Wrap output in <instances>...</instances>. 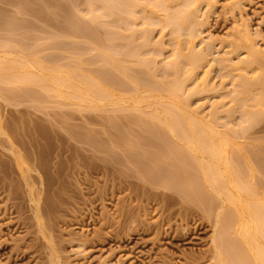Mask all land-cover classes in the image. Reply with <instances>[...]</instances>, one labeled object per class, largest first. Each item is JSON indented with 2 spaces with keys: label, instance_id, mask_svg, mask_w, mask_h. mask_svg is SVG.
<instances>
[{
  "label": "bare ground",
  "instance_id": "6f19581e",
  "mask_svg": "<svg viewBox=\"0 0 264 264\" xmlns=\"http://www.w3.org/2000/svg\"><path fill=\"white\" fill-rule=\"evenodd\" d=\"M216 1L68 0L61 7L63 14L56 12L57 19H52L60 29L52 33L53 42L48 46L51 52L45 54L37 46L41 39L28 43L33 36L31 33L28 36V28L26 35L19 32L20 40L15 39L12 28L30 24L20 23L22 19L17 20L11 14L7 17L9 14L3 12L5 17L0 9V28L5 27L12 34L7 41L0 42V53L6 54L0 56V97L7 92L8 100L23 96L30 100L32 97L35 102L44 93L63 99L62 102L74 100L73 105L82 109L115 112L103 117V127L115 128L107 139L110 143L118 140L114 146L121 149L119 154L113 151L112 161L122 166L135 164L136 172L140 173L137 175L146 180L151 177L148 179L151 183L169 186L182 200H190L206 219L215 217L211 221V247L207 251L213 264H264V148L261 151L254 148L246 136L264 118V48H259L255 35L243 23L235 27L230 43L233 50L245 48L243 56L235 60L228 56L233 52L230 50L222 56L210 57L213 47L211 40L203 36V28ZM240 1L231 2L229 7H239ZM10 2L14 4L13 0ZM51 2L22 0V5L25 4L22 10L25 8L23 11L47 23L53 18L50 10H60L63 4L57 3L59 7L52 8ZM52 20L46 25L53 24ZM39 30L35 29L34 34ZM167 33L174 46L170 51L163 41ZM63 36L64 40L59 41ZM65 38H71L70 42L66 43ZM82 42L87 47L80 46ZM214 62L221 70L229 68L232 87L212 101L208 112L200 110L205 105L202 102L191 108L193 95L227 87L224 81L219 86L213 83ZM6 85L12 87L5 88ZM156 97L159 101H154V105H163V109L155 106V110H147L153 105L151 99ZM145 101L149 104L141 105ZM126 110L132 112L122 115ZM133 110L139 113L133 115ZM238 110L236 120L233 116ZM124 118L128 120L125 122ZM0 133H3L1 121ZM94 134L84 135L93 145L103 147ZM128 140H133V145L122 148L121 142ZM104 143L109 147L107 140ZM143 155L147 157L145 161L139 159ZM0 170L3 171L1 166ZM24 176L25 180L32 179L30 173ZM162 196L164 203L174 201V194ZM40 206L36 207L38 219L43 215ZM167 210L170 218L173 211L170 207ZM132 217L130 223L138 224L140 219ZM44 224L40 222V229L46 232L49 228ZM128 230L131 232V227Z\"/></svg>",
  "mask_w": 264,
  "mask_h": 264
},
{
  "label": "rangeland",
  "instance_id": "374dc122",
  "mask_svg": "<svg viewBox=\"0 0 264 264\" xmlns=\"http://www.w3.org/2000/svg\"><path fill=\"white\" fill-rule=\"evenodd\" d=\"M9 1L0 0L2 13L9 14L7 17L11 14L17 20L22 19L20 23L30 24L23 27L24 29L19 26L23 23L14 26L13 37L19 39L22 32L26 35L25 28H28V36L30 33L33 35L28 38V43H34V40L38 43L37 39H41L40 45L38 43L37 46L45 50L38 49L44 54L51 52L48 46L53 42L52 33L55 34L60 29L54 21L57 14H63L61 7L68 0H50L54 2V4L51 2V7L63 3L60 10L56 8L49 12L50 14L52 12L53 17L49 16V19L55 18L52 20L55 26L52 23L47 26L50 20L46 23L44 20L41 21L40 17L23 11L25 8L23 10L22 8L27 1H23L24 6L22 0H16V3L13 0L15 5ZM233 1L235 0H217L216 6L208 15L203 36L207 41L211 40L213 49L210 57L213 54L222 56L226 51L233 50L230 43L234 39L235 27L243 23H246L255 35L259 48H264V0H241L239 7L231 9L229 6ZM5 14L3 13L4 16ZM32 27L34 30L40 29L41 32L39 30L36 32L38 34H34ZM4 28H0V42L7 41L12 35ZM58 37H54V40ZM60 39L64 40V36L58 40ZM69 40L71 38L66 39V43H69ZM163 41L167 51L173 49L169 33ZM83 43L80 46L87 47L88 44L83 46ZM245 50V48L233 50L228 56L238 60ZM5 55V52L3 55L0 53L2 57ZM214 65L211 71L213 83L219 86L224 81L228 83L227 87L205 92L200 96L193 95L190 100L191 108H196L198 103L202 102L205 105L199 109L208 112L212 101L217 99L220 93L231 89L233 76L228 72L229 68L221 70L217 63L214 62ZM225 72L227 74L223 75ZM10 87L12 85L9 87L6 85L5 88ZM32 89L36 87L33 86ZM7 95V92H3V97H0V121L3 123V133H0V166L3 168L2 172L0 170V264L214 263L207 251L211 247L210 237L213 230L211 221L215 217L210 216L206 219L201 210L193 208L190 200L184 198L182 200L181 196L176 195L178 193L175 194L168 189L169 186L151 183L148 181L151 178L150 174L147 180L137 175L139 172L138 170V173L136 172L135 164L130 163L129 166L123 163L122 166L117 163L118 161L114 162V159L112 161L114 153L119 154L118 151L121 149L114 146L118 140H112L113 143H110L107 139L109 133L115 132V128L103 127L105 125L103 117L112 116L110 114L114 115L115 112L82 109L73 105L74 100L62 102L63 99L44 93H40L41 97L39 96L35 102L32 97L30 100L23 96H15V99L12 97L13 100L10 101L6 98L9 97ZM158 98L151 99L153 105L159 101ZM149 101L141 105L151 103ZM153 105L147 110H155V106L156 109L157 107L160 109L163 106ZM124 112L129 111H122V115L126 114ZM138 113L133 110L132 114ZM219 115L223 116L225 113ZM239 115L238 110L233 118L238 120ZM127 120L128 118L126 120L124 118L125 122ZM84 132L89 137L92 136L90 134L96 133L95 138L101 139L103 147L93 145ZM246 136L249 138L247 142L249 141L254 148L258 150L264 148V118L250 129ZM106 140L109 147L104 145ZM22 141L26 150L23 149ZM128 141L121 142L122 148L133 145V140ZM255 143L260 144L257 146ZM10 147H13L14 151L10 150ZM20 157L22 160H17ZM142 157L139 159L147 158L144 155ZM24 173L32 174V179L29 177V180H25ZM139 190L143 194L139 193ZM162 193L174 194L173 200L178 201L164 203L161 201ZM37 205L43 208L41 219L36 215ZM169 207L173 211L170 218L168 217L170 212L167 210ZM132 216L140 219L138 224L130 223L133 221ZM40 222L47 224L50 230L42 231ZM158 225L161 228H158ZM130 227L131 232L128 230Z\"/></svg>",
  "mask_w": 264,
  "mask_h": 264
}]
</instances>
